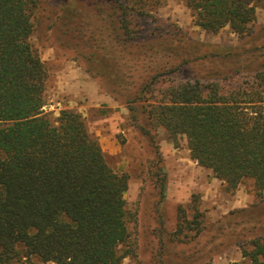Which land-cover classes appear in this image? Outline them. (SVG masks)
I'll use <instances>...</instances> for the list:
<instances>
[{
    "label": "trees",
    "instance_id": "obj_1",
    "mask_svg": "<svg viewBox=\"0 0 264 264\" xmlns=\"http://www.w3.org/2000/svg\"><path fill=\"white\" fill-rule=\"evenodd\" d=\"M41 1L0 0V264L31 257L55 264H123L136 254L129 243V177L108 164L79 112L64 109L55 117L45 111L48 71L31 42ZM184 1L203 30L229 26L239 36H264V26L257 35L252 31L262 0ZM57 4L58 35L89 72L117 88L137 127L149 133L141 123L147 117L172 141L184 137L191 159L211 169L227 191L252 182L259 201L227 218L244 217L241 226L258 231L244 242L242 255L249 264H264V44L185 58L184 51L197 44L182 33L177 39L172 31H157L158 22L151 38L142 37L145 0ZM207 57L219 63L213 74L165 87L149 109L130 105L163 82L162 69L173 60L179 61L168 74ZM228 62L239 67L222 71ZM164 191L162 183V197ZM193 209L189 220L182 208L177 241L201 222L197 203Z\"/></svg>",
    "mask_w": 264,
    "mask_h": 264
},
{
    "label": "rangeland",
    "instance_id": "obj_2",
    "mask_svg": "<svg viewBox=\"0 0 264 264\" xmlns=\"http://www.w3.org/2000/svg\"><path fill=\"white\" fill-rule=\"evenodd\" d=\"M145 2L147 15L141 24L142 37L151 38L158 22L161 27L157 31H172L177 39L182 33L186 42L197 44L196 48L189 46L184 51L185 58H203L210 49L219 48L237 54L248 46L264 44V36L256 39L239 36L229 26L217 33L201 29L194 24L192 11L184 0ZM57 7V0L41 1L35 19L36 29L31 37L48 71L44 109L55 117L64 109L79 112L98 138L108 164L115 171L128 175L129 188L125 199L130 214L129 243L134 246L136 254L126 257L123 264H249L241 247L258 231L243 228L240 222L247 221L244 217L230 221L227 215L235 209L250 208L259 201L252 182L240 184L234 192L227 191L211 169L191 159L184 137L172 141L162 126L150 124L147 117H143L141 123L149 133L137 127L131 119L129 104L124 103L117 88L104 84L89 72L88 63L78 59L65 39L58 35L53 24ZM263 26L264 0L258 3L252 26L254 35L259 34ZM81 31L76 29L80 35ZM206 45L208 49L204 47ZM178 61L173 60L169 68H175ZM217 65L219 63L215 64L207 57L191 66H183L180 72L168 74L170 69L163 68V82L154 85L155 90L146 93L145 98L130 105L149 109L151 103L163 97L161 90L165 87L213 74L215 68L219 69ZM227 65L222 67V71L232 72L239 67V63L228 62ZM162 183L165 184L164 197ZM195 203L202 214L199 217L201 222L193 223L192 226L197 227L185 230L177 241L173 234L181 221L182 208L187 219L193 220ZM19 264L55 263H44L37 257H31Z\"/></svg>",
    "mask_w": 264,
    "mask_h": 264
}]
</instances>
